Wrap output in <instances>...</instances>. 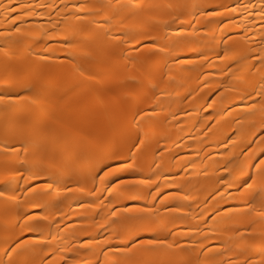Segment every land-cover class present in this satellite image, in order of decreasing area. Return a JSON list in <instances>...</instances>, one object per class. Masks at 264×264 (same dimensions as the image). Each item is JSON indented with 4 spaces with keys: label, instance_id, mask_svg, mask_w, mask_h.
Listing matches in <instances>:
<instances>
[{
    "label": "bare ground",
    "instance_id": "bare-ground-1",
    "mask_svg": "<svg viewBox=\"0 0 264 264\" xmlns=\"http://www.w3.org/2000/svg\"><path fill=\"white\" fill-rule=\"evenodd\" d=\"M0 264H264V0H0Z\"/></svg>",
    "mask_w": 264,
    "mask_h": 264
},
{
    "label": "snow or ice",
    "instance_id": "snow-or-ice-1",
    "mask_svg": "<svg viewBox=\"0 0 264 264\" xmlns=\"http://www.w3.org/2000/svg\"><path fill=\"white\" fill-rule=\"evenodd\" d=\"M0 195H2V193H0Z\"/></svg>",
    "mask_w": 264,
    "mask_h": 264
}]
</instances>
